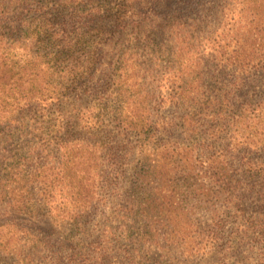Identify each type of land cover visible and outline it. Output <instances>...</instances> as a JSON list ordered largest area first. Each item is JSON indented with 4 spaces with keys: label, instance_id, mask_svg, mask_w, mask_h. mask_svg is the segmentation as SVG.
<instances>
[{
    "label": "trees",
    "instance_id": "trees-1",
    "mask_svg": "<svg viewBox=\"0 0 264 264\" xmlns=\"http://www.w3.org/2000/svg\"><path fill=\"white\" fill-rule=\"evenodd\" d=\"M135 39L132 66L164 58L157 91L164 76L172 91L141 118L112 98ZM100 90L98 107L110 111L91 116L86 100ZM53 164L71 166L69 192ZM56 191L72 205L58 222L89 237L93 223L105 227L71 252L25 218L57 202ZM210 193L213 222L195 239L225 237L218 193H228L235 218L249 216L240 233L264 240V0H0L1 259L133 264L138 252L148 264L155 246L170 261L186 240L181 218Z\"/></svg>",
    "mask_w": 264,
    "mask_h": 264
},
{
    "label": "rangeland",
    "instance_id": "rangeland-1",
    "mask_svg": "<svg viewBox=\"0 0 264 264\" xmlns=\"http://www.w3.org/2000/svg\"><path fill=\"white\" fill-rule=\"evenodd\" d=\"M120 42L121 40L113 43L112 48L109 51V57L115 53H117L118 56L120 55V48L123 47L121 46L122 44L119 46ZM135 44H139L137 39L131 40L130 46L132 49L131 51L127 52L126 58L128 61L120 67V64H116L118 67L116 70L117 75H122L123 71L126 82L120 83L118 86L119 88H122L121 95L113 94L112 98L114 99L113 104L117 106H129V110L132 111V113L126 115L139 118L140 116L147 117L150 114V111L153 110V101H155V99H169L170 93H172V91L169 88L170 81L167 76H164V80L162 82L163 86L159 92L157 91V78L161 76V74L158 73L165 71L164 58L153 64V67L149 66L146 68L143 65L141 67L132 66L134 61L141 57V55L137 54L139 51L141 52V50L135 48ZM101 70L102 68L96 72V76L100 75ZM103 91L105 90H100V92L90 98V100H86V102L93 107L90 112L91 116L107 114L110 111L104 107H98L100 106V99L102 98ZM96 97L98 98L96 99ZM94 105H97V107L95 108ZM169 110L170 109L167 106L162 108V112L166 111V113H168ZM50 167L51 170L56 174L55 176L57 179H60L61 176L65 175L66 183H62V180H59L58 184L59 188H64L65 192H69V190H71V185L73 184L71 178V166L65 165L63 167H59L58 165L53 164ZM46 170L49 172L48 167ZM131 172L132 170L129 171L128 174L130 175ZM55 193V198L58 199L57 202L51 203L48 207L44 208L37 217L25 218L32 219L38 223L39 226H37L35 232L39 235V237L42 239H48L51 236L53 239L59 240L65 252H71V245L74 244L76 239H80L87 243L91 240H94V238H96V236L100 234V231H102L105 227L98 223V225L93 223L89 227V231L94 229L95 234L89 237L87 233H81V230L73 223L70 224L67 222H58V220H56L58 219L57 215H60V213L64 211H69L72 208V205L68 203H62L60 201L61 196L66 195L65 193H60L59 191H56ZM210 194V197L201 198L202 201H197L194 203L196 208L194 209L193 213L189 214L188 219L185 217L181 218V224L177 226V228L183 230L180 232L183 235L179 237H184L186 240L181 239L182 241L178 240L176 242V244L179 245L182 242L183 247L175 249V253L173 254L174 258L171 256L170 261L168 259L167 261H164L158 257V254L162 253V250L155 246H150L148 247L150 254L147 257L149 260L147 261L148 264H264V240L260 239L261 241L258 243L259 239H253L250 237L247 238L244 233H240V230H238L240 225H242L241 228L243 229L247 227L245 225L250 224L248 218L249 216L243 218L241 217L239 219L235 218L234 215L236 214V211L231 209L230 206H227V202L225 200L227 197H229L228 193H218L220 195L218 201L220 208L219 214L224 220L225 237L219 241L216 239H210L208 237H203V240L202 238H194L195 236H199L198 230H200V226L207 227L213 222L210 218V208L213 207L214 200L212 201V197L214 196V193ZM255 195L258 196L259 194L257 193ZM183 207L186 208V204H183ZM254 209L256 210L258 208L256 207ZM49 210L51 211L50 213ZM94 219L97 221L98 219L100 220V217H94ZM211 227H213V225H211ZM237 230L241 236H238ZM52 249L54 251L61 250L58 242H56V247ZM136 256L137 257H135L132 262L133 264L140 261V255L138 252ZM42 261L44 264H57V260L52 261L48 258H43ZM9 263L17 264L13 260H3L0 258V264ZM108 264L131 263L128 260L122 259L121 257H114L111 259V262L109 261Z\"/></svg>",
    "mask_w": 264,
    "mask_h": 264
}]
</instances>
